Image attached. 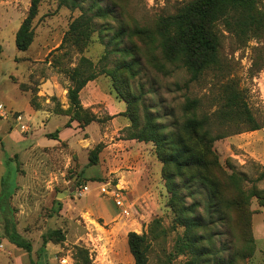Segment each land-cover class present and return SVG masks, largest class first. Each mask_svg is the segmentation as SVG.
Here are the masks:
<instances>
[{
  "label": "rangeland",
  "instance_id": "rangeland-1",
  "mask_svg": "<svg viewBox=\"0 0 264 264\" xmlns=\"http://www.w3.org/2000/svg\"><path fill=\"white\" fill-rule=\"evenodd\" d=\"M190 1L41 0L32 21V43L20 52L15 49L13 35L27 14L30 0H0V175L3 173L6 190H13L0 208V264H83L84 255L78 248L87 252L90 264H134L126 244L128 232L145 234L148 264H181L191 258L187 247H182L184 228L172 222L163 179L157 198L159 214L148 221H142L141 208L127 195L131 205L128 216L120 214L106 193L121 187L106 171L105 135L118 129V137L127 138L126 117H110L99 104L97 127L78 130L70 148L64 142L56 147L47 145L46 135L38 131L40 124L27 118L26 104L60 114L61 107L68 104L64 89L70 82L65 72L75 67L93 74L107 98L118 100L115 87L122 96L131 98L140 125L148 116L163 127L164 134L175 136L187 119L203 121L211 138H216L206 165L211 185H198L187 179L189 173H184V180L175 179L185 204L194 206L193 212L204 224L189 235L200 237L198 247L209 248L203 264H264V248L257 250L249 236V220L264 205V165L260 163L264 158V31L256 38H239L217 23L219 65L197 80H190L178 64L165 63L162 68L159 51L155 53L161 64L155 66L149 47L137 38L120 44L132 55L114 52L115 44H108L119 27L156 32L159 19L175 15ZM92 4L110 14L94 19V31L84 48L79 52L66 42L54 51L74 18L84 11L88 15L96 11H87ZM258 8L264 12V0H259ZM82 57L91 65L80 63ZM126 64H132L130 71L120 68ZM109 72L114 78L106 76ZM229 82L261 129L246 131L237 121L218 119ZM41 83L48 88L55 86L62 102L54 96L43 97ZM18 89L27 95L26 100ZM32 96L37 107L30 104ZM191 102L195 108L187 110L185 106ZM10 104L22 113L11 112ZM4 112L9 113L2 117ZM54 120L40 129L53 131ZM122 121L128 126L122 127ZM97 144V164L81 169ZM148 144L156 159L153 144ZM84 187L86 191H82ZM154 218L161 225L156 232L154 228L149 232ZM11 223L30 244V261L24 250L5 238ZM23 254L25 258L20 256Z\"/></svg>",
  "mask_w": 264,
  "mask_h": 264
},
{
  "label": "trees",
  "instance_id": "trees-1",
  "mask_svg": "<svg viewBox=\"0 0 264 264\" xmlns=\"http://www.w3.org/2000/svg\"><path fill=\"white\" fill-rule=\"evenodd\" d=\"M40 1L30 0L27 14L15 32L14 46L17 51H27L32 43L34 35L32 21L37 14ZM258 3L259 0H192L181 6L175 15L159 19L156 32H151L145 28H136L131 31L119 27L113 32L108 44H115L114 50H112L114 52L125 56L132 55L129 49L120 48V44L124 40L137 38L149 47L155 66L159 68L161 64L155 53V51H159L160 60L163 61L162 68L165 63L178 64L185 68L190 80H197L203 72L219 65V40L214 29L217 23H220L226 32L239 38H256L264 31V12L258 8ZM92 9H96V11L91 15L85 11L81 12L69 23L61 44L54 51L62 49L66 42L73 45L79 52L84 48L94 31V19H104L110 14L106 8H101L96 4H92L87 11L91 12ZM102 58H106V54ZM82 62L87 66L91 65L83 57L80 58V63ZM55 63L59 62L56 61ZM132 64H126L120 68H126L130 71ZM65 75L70 82L66 88L68 108L59 110L61 115L68 116L65 126L71 122H76L79 127L84 128L93 121L97 122L96 116L81 107L78 98L79 91L87 82L96 77L93 74H85L79 67L67 70ZM106 76L114 78L112 72L107 73ZM20 88H23L22 84ZM114 90L120 98L118 100L125 104V111L121 115L129 121L127 129L130 134L127 138L147 144L152 143L155 157L161 164L160 177L164 180L169 193L168 207L173 214L172 222H176L184 228L185 233L181 240L182 247L183 245L187 247L188 253L191 255V258L181 264L206 263L207 260H204V257L208 255L209 248L198 247L197 243L201 240L200 237L189 235L192 229L202 227L203 221L196 217L195 212H193L194 206L188 207L185 204L175 179L184 180V173H189L187 179H191L200 186L209 187L211 181L206 176V165L208 158L210 160L211 155H213L211 144L216 138H211L203 121L194 118L187 119L176 130L175 136L164 134L163 127L156 124L148 116L140 125L133 100L127 96H122L118 88L115 87ZM224 95V103L221 110H218V119L228 118V120L237 121L245 125L246 131L262 128L248 110L244 99L235 89L233 83L226 84ZM34 97H31L30 104L37 107ZM193 104L194 102L188 103L185 108L193 110L195 108L192 106ZM57 133L56 130L54 133L47 134L46 137L57 139ZM98 152H100L99 144L89 152L87 165L97 164ZM1 186L4 192L0 196V208L3 209V204L7 199L5 196L8 194L5 179L2 180ZM160 225L161 221L154 218L149 232H152L153 228L156 232V227L158 228ZM251 226L252 220H249V236L253 242ZM5 238L8 243L24 250L30 261L31 246L15 231L12 223L5 229ZM126 244L134 264H148L149 242H147L145 234L138 235L134 232H128ZM78 252L84 255L83 264H90L87 252L80 248H78Z\"/></svg>",
  "mask_w": 264,
  "mask_h": 264
},
{
  "label": "crops",
  "instance_id": "crops-1",
  "mask_svg": "<svg viewBox=\"0 0 264 264\" xmlns=\"http://www.w3.org/2000/svg\"><path fill=\"white\" fill-rule=\"evenodd\" d=\"M40 86L41 95L43 97L48 95L54 96L57 100L61 101L60 98H57V88H55V86L48 88L45 83H41ZM64 90L66 92V89ZM21 95L25 97V100L28 98L24 93H21ZM64 97L67 100L66 94ZM78 98L81 107L88 110L96 116L97 119H99V104H103L104 111L110 117L115 115H119L121 117V114L125 111V104L122 101L107 98V95L101 93L99 86L94 80L87 82V84L79 91ZM67 105L68 104L66 103V107H61L62 105L60 107L65 110L68 107ZM26 107L28 113L27 118L37 121L40 124L38 129L39 132L47 135L54 133L56 130L58 131L57 139H50L48 137L44 138V142L47 145L56 147L57 144L64 142L70 148L73 143L72 138L78 136V130H82L76 122H71L68 126H65L68 121V116L56 114L53 111L47 110V108L32 109L28 104H26ZM9 108L11 112L22 113L21 109L13 108L11 104L9 105ZM52 118H55L52 122L53 131L40 129L41 127H45ZM114 119L115 118L112 120ZM123 121L122 127H127L128 124ZM93 126L97 127V122L93 121L84 128L88 131ZM117 133L118 129H115L110 134L105 135L106 140H104L105 147L103 148V155H106V171L117 180L116 186L120 185L121 188H125L126 191H124V193L128 198H130L132 203L134 205L136 204V207L141 208L140 218L142 221H148L152 218V216H155L160 209L157 204V198L160 196L162 187V184L160 183L161 164L157 161V159L153 158L149 144L138 142L135 139L119 138ZM7 135L9 136V134ZM45 139H47V141H45ZM260 161L261 165H264V158ZM87 163L88 161L85 162L84 166H81V169L85 167ZM87 167L91 169L94 165ZM3 179L4 176L2 173L0 175V196L4 192L1 186ZM6 192H8V194H6L5 197L8 199L12 195L13 190ZM261 208V211L257 214H253L251 218L252 238L257 250L258 248H264V206ZM20 256L25 258L24 254Z\"/></svg>",
  "mask_w": 264,
  "mask_h": 264
},
{
  "label": "built area",
  "instance_id": "built-area-1",
  "mask_svg": "<svg viewBox=\"0 0 264 264\" xmlns=\"http://www.w3.org/2000/svg\"><path fill=\"white\" fill-rule=\"evenodd\" d=\"M8 113L9 112L6 113L4 112L1 114V116L2 117L7 116ZM105 187L107 188V186ZM106 188L103 187L102 191L106 192L107 190ZM86 190H87L86 187L82 188V191H86ZM106 193L110 195L115 208L120 212V214L128 216L131 205L125 196L124 189L113 187L112 190H108V192Z\"/></svg>",
  "mask_w": 264,
  "mask_h": 264
}]
</instances>
